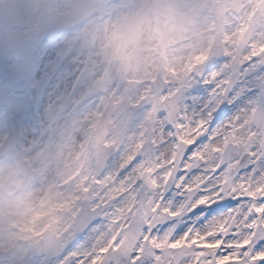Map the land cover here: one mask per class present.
<instances>
[{
  "label": "rangeland",
  "instance_id": "374dc122",
  "mask_svg": "<svg viewBox=\"0 0 264 264\" xmlns=\"http://www.w3.org/2000/svg\"><path fill=\"white\" fill-rule=\"evenodd\" d=\"M214 13H221L225 17L222 28L226 52L224 57H231V63L238 67L251 59L253 54L260 56L264 49L255 45V38L258 25L262 24L264 27V2L261 0H0V121L5 127L0 131V144L3 142V137L8 135L6 123L8 116L16 119L18 126L25 118L29 119V123H33V130L42 135L43 131L39 132V129L44 124L43 119L33 121V111L37 110L41 113L43 106L46 105L44 111L48 115L57 113L51 112L50 109L55 104L61 105V102L54 98L62 88L59 72L64 63L69 64V59L75 51L79 50L78 61L72 65L69 64V79L62 88V101L66 104L61 109L65 114L69 109L72 113L68 120H64L69 123L75 112H78L76 110L88 104L92 114L99 103V113L95 124H99L97 139L101 177L109 166L116 173L120 171L119 166L116 165V155L123 148L124 137L135 115L142 112L141 127H139L140 139H137L136 143L142 148L141 154L145 158L142 163L144 171L142 175L152 180L153 173L149 172V165L155 158L153 149H156L161 141L157 139L160 136V134L158 136V129H161V125L156 118V113L160 110H168L170 114L175 111L178 93L188 87L184 97L185 106L193 108L196 100L194 94L204 88H212V85L202 86L198 78L209 79L210 74L216 71L222 62L209 66L202 58L204 46L209 38L207 28L211 25V14ZM250 13L251 18L248 20ZM230 19H234L232 22L235 26L240 23L233 39L231 38L232 46L226 36L227 22ZM199 25H202L201 30ZM144 33L151 39L149 45L143 44ZM260 36L264 39V29ZM61 40L67 42V46L60 49L54 62L44 71L42 65L47 54L53 48V44ZM78 46L80 48H77ZM104 46L108 52L107 59L97 55V51ZM198 47H200L199 51ZM160 53H164L167 60L164 73L166 93L156 100L150 84L155 73L156 57ZM42 54H45V58ZM195 55L200 56L199 61H194ZM96 59L100 62V66L93 67L92 62ZM142 59L151 62L145 71L141 69ZM245 71L248 70L245 69ZM246 83L261 89L255 96L249 98L252 106L245 118L246 126L255 124L264 132V102H261L264 98V74L255 76L253 72ZM83 84H86L87 88L79 95L78 92ZM72 87H75L76 91L72 93V100L66 101ZM24 97H28L29 100L22 108L23 111L12 107V103L23 101ZM151 110H155L152 119L149 114ZM90 120L85 128L88 127ZM117 120L119 123H116ZM59 122L58 117V124ZM53 125H55V119H53ZM148 125L150 129L147 135L145 129ZM65 136L66 134H62L59 137L55 133L54 140L49 141L51 148L54 149L59 144V140L60 143L68 144L69 140ZM150 139L153 140L151 144L148 142ZM87 148L88 144L85 147L86 153ZM37 152H39L37 146L28 149L24 156L18 154V149H15L6 157V160L9 159L11 168L0 188V208L3 209L7 204L14 203L16 200L14 195L23 194V197H26L30 194L33 181V178H30V172L40 161ZM130 153L129 156L133 157L134 149L133 153L132 150ZM169 153H171L170 158ZM173 156L174 148L167 147L165 163L169 160V173L165 171V175L158 179L157 186L153 189L157 196L163 194ZM54 160L59 162L60 166L63 165L59 167L64 172L71 167L70 163L64 161L58 153L55 154ZM2 161L4 159L0 163ZM58 184L63 185L60 182ZM86 184L87 180L85 188ZM98 190L96 185L94 191L86 195L91 204L97 200ZM196 193L192 192L191 187L181 192L180 195L186 199L183 204L178 205L176 213H184L188 202ZM120 200L119 196L112 197L99 204V207L113 201V209ZM77 201L76 199L74 207H72L74 202L71 204L70 210H61L62 212L54 215L55 218L49 224L52 225L50 229L52 234L60 237L73 233L75 215L80 206V201L79 203ZM152 201L153 196L149 195L148 200L135 212H133L135 203L132 202L131 206L128 203L124 207L125 214L122 216L131 214L137 222L144 223H151L149 216H152L154 220L165 215L171 218L172 213H166L163 207L157 217L155 208L160 207V203L158 199L155 204ZM172 202L170 201L166 206H173ZM50 204L49 198L46 201L48 211ZM72 218L75 219L73 223H71ZM67 219H70L67 221L69 226L66 225L61 229L59 223H65ZM126 219L124 218V221ZM0 222L5 225L7 231L12 226L18 225L13 217H5ZM44 223L34 230L36 233L32 237L29 235V240L33 243L43 237L46 229V227L43 229ZM26 230L27 228L24 232H11L9 245L11 244L12 250L15 237L28 238ZM58 230L60 233L57 232ZM137 239L138 234L128 232L117 247L122 251L134 249ZM0 243H3L2 236H0ZM22 250L23 246L18 248L16 256L12 257V253L8 254L9 256L0 255V260L6 263L17 262ZM4 253L7 254L6 251ZM115 255L114 249L106 259H112ZM32 260L38 261L39 264H57L56 260L50 262L36 257H32Z\"/></svg>",
  "mask_w": 264,
  "mask_h": 264
},
{
  "label": "snow or ice",
  "instance_id": "6c2138e0",
  "mask_svg": "<svg viewBox=\"0 0 264 264\" xmlns=\"http://www.w3.org/2000/svg\"><path fill=\"white\" fill-rule=\"evenodd\" d=\"M261 61L264 55L253 54L237 67L231 63V57L226 56L210 74L212 78L202 81L212 85V91L196 112L185 106L188 87L178 93L175 111L156 113L161 125L158 140L163 141L160 147L175 148L177 159L173 160V165H177L178 160L174 179L166 185L162 196L152 191L157 186L155 180L137 174L145 159L143 154L134 156L116 174V184L112 187L122 184L129 189L135 197L133 212L152 195V203L157 199L160 203V207L155 208L156 216L159 217L163 207L166 213H172L171 218L165 215L154 220L149 216L151 223H144L129 214L123 221L129 227L111 237L110 245L95 252L89 251V246L86 250L80 249L78 246L104 219L99 215L98 198L81 211L75 238L56 257L57 264H264V132L253 124L233 133L240 122L232 124L237 113L245 108L243 100L261 91L246 83L253 72L255 76L264 74ZM221 91L225 92L223 96L219 95ZM7 139L3 137L5 143ZM148 142L151 144L153 140ZM153 150L158 152L159 148ZM208 152L214 153L211 166L204 158ZM198 175L208 177L207 183L191 197L184 213H176L174 205L183 204L186 199L180 193L188 181ZM105 177L112 179L110 172L105 173ZM105 177H98L97 184ZM129 193L122 198H127ZM170 201L173 206H166ZM216 218H222L219 226L210 230L208 226ZM128 232L138 234V239L134 249L122 251L117 245ZM114 249L116 255L106 259ZM0 264L5 261L0 260Z\"/></svg>",
  "mask_w": 264,
  "mask_h": 264
},
{
  "label": "bare ground",
  "instance_id": "6f19581e",
  "mask_svg": "<svg viewBox=\"0 0 264 264\" xmlns=\"http://www.w3.org/2000/svg\"><path fill=\"white\" fill-rule=\"evenodd\" d=\"M232 20L234 19H230L227 22L228 28L226 33L230 46H232V39L234 33L237 30V27L240 25L239 23L237 26H235ZM210 28L211 27L207 28V32L210 31ZM199 29H202V25H199ZM263 29V25L259 24L256 31L257 36L255 38V45L260 49H264V39L262 38V36H260V34L263 33ZM150 42V37H148L146 33H144L143 44L149 45ZM66 43L67 42H65L64 40H61L60 42L53 44V48L47 54L45 62L42 65L44 71L52 62H54L55 58L60 53V49L62 50L65 48V46H67ZM77 48H80V46H78ZM199 48L200 47H198V51ZM97 53V55H101L103 59H107L108 57V52L105 46L102 49L98 50ZM78 55H80L79 50L75 51L74 55L69 59L70 65L78 61ZM198 59V55H195L194 61H198ZM142 63V71L147 70L149 65L151 64L150 61H144L143 59ZM69 64L67 62L64 63L63 67L61 68V72H59L61 79V81L59 82H61L62 88H64L63 86L69 79ZM92 64L93 67L100 66V62L97 59L93 60ZM176 67L178 68L177 65ZM211 78L212 77L209 76V79ZM62 88L61 91H59L57 95L54 96V98L58 99L61 102V105H58L57 113L51 116L48 115L46 111H44L46 105L43 106L42 112L40 113V118H42L44 122L42 128L39 129V132L43 131L42 135L37 134L33 130V123H29V119L25 118L23 121H21V123H19L21 144L19 145L18 154L24 156L27 154L28 149L37 146L39 150L37 154L39 153L38 156L40 157V161L37 162V166L32 169V172H30V178H33L32 190L30 194H27L26 197H23V194L17 196L14 195V199H16L14 203H12L11 205L7 204L6 207H3V209L0 208V212L4 213H0V221L5 217H13L17 221L18 225H15V227H13L12 229L14 233L19 231L24 232V230L26 228L28 229L30 226H33L34 228H39V226H41L44 222H47L52 217L50 214V209L48 211L46 206V201L49 200V198L50 201H52L54 197L58 196V200H55V202L58 203V209L60 212H62L61 210H70L69 208H71V204L75 202L78 197L80 198L81 195L79 193L81 192L83 180L85 178L86 173L88 172L89 167L87 153L85 151V145L87 144V127L85 128V125L91 118L94 117L95 110L93 109L91 114L90 105L88 104L86 106H83L82 108L76 110L78 112H75L72 121H70L69 123L66 122L64 119L68 120L69 116L72 113L69 109L65 114V112H63L61 109V107L66 104L62 101ZM86 88L87 85L83 84L82 88L78 92L79 95L82 91L86 90ZM141 90H144V88H141ZM211 91V87L197 91L194 94L196 96V100L194 101L195 106L193 108H189L190 111L196 112L199 108V105L204 101L208 100ZM71 98V95L68 94L66 101L70 100ZM27 101V98H23V101H17L16 103H14L13 107L17 108L18 111L19 108L23 111L22 107H25L26 104L24 103H26ZM243 106H245V108H243L239 113H237L236 117H234V119L232 120V124L234 126L237 124V121L240 122L238 127L233 128V133L246 128L245 118L247 117L249 108L252 106L251 99L246 98L243 101ZM135 116L136 117L130 125V129L128 130L127 135H125L124 137L125 142L123 148H121L119 153L116 155V165L119 166L120 170L122 167L126 166L131 161L132 157L131 155L129 156V153L131 152V150L133 152V149H135L136 139L139 138L140 135L139 127H141L142 112L137 113ZM58 117L60 120L59 124ZM53 119H55V125H53ZM116 123H119V120H117ZM51 127L54 129H52ZM3 128L5 129L4 125L0 121V131H2ZM160 131L161 129H158V136L160 134ZM55 133L59 137L62 134H66L65 137L67 138V140H69L68 144L60 143L59 140V144L54 149L51 148V145H49V141L54 140ZM217 135H219V133H217ZM162 143L163 141L161 140L159 145H157L159 151H155V158L150 162L149 165V172L153 173L152 180H155L156 182L160 177L165 175V170H167L166 172H168L167 162L165 163L167 156V147H160ZM56 153L61 155V158L64 159V161L70 163L71 167L67 170V172L62 171V168H60L63 167V165L60 166L59 162H55L54 157ZM170 156L171 153H169V158ZM204 158L205 161L209 163V166H211V161L214 159V153L208 152L204 154ZM31 160L33 161V159ZM9 170L10 165L8 161L0 165V188L2 186V182L9 175ZM109 172L112 175V179H108L107 177H105V173ZM141 172V168H138L137 174ZM105 173L102 176L105 178L100 184V190L99 192H97V197L99 198L100 203L106 202L110 198L117 196H119L121 200L119 201L116 207H114L103 215L104 219L101 220L100 227L95 230L89 238H86L78 246V248L84 250H86L89 246V251L92 252L97 251L101 247H106L110 245V238L113 237L114 233L116 232L119 226L118 223L121 222L122 215L125 214L124 207L128 203L130 205L131 200L133 198V195L129 193V189L125 188L122 184H117L116 187H112L113 184H116L115 176L119 172L116 173L113 168L109 166L108 170ZM207 179L208 177H205L204 175L194 176L188 181L187 185L183 188V191H186L191 187L192 192H198L201 190V186L207 183ZM59 182L63 184L62 191L59 190ZM126 193H129L127 198H122L125 197ZM11 199H13V197ZM205 199H212V197H205ZM174 207L176 211L179 208L178 205H174ZM221 219L222 218H216L208 226L209 229H217ZM69 220L70 219H67L65 223H59L61 229L66 227L67 224H69V222H67ZM6 229L7 228L5 227V225L0 222V236H2L3 238V243H0V255L4 256L12 253V256H16V251H13L12 248H10L11 244L9 245V240L12 233L10 230L7 231ZM57 232L60 233L59 230ZM5 251L7 252V254L4 253ZM5 264L18 263L9 261L7 263L5 262ZM29 264L39 263L38 261L33 260Z\"/></svg>",
  "mask_w": 264,
  "mask_h": 264
},
{
  "label": "water",
  "instance_id": "95a60500",
  "mask_svg": "<svg viewBox=\"0 0 264 264\" xmlns=\"http://www.w3.org/2000/svg\"><path fill=\"white\" fill-rule=\"evenodd\" d=\"M56 241V240H55ZM56 242H58L59 244H62V240L61 239H59L58 241H56ZM63 251V249H59L58 251H57V253H56V255H60V253Z\"/></svg>",
  "mask_w": 264,
  "mask_h": 264
}]
</instances>
